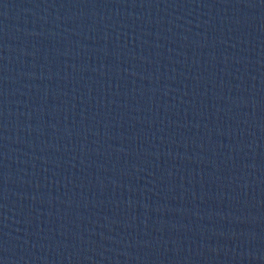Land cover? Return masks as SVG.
Here are the masks:
<instances>
[{"label": "water", "instance_id": "95a60500", "mask_svg": "<svg viewBox=\"0 0 264 264\" xmlns=\"http://www.w3.org/2000/svg\"><path fill=\"white\" fill-rule=\"evenodd\" d=\"M233 0H0V241Z\"/></svg>", "mask_w": 264, "mask_h": 264}]
</instances>
